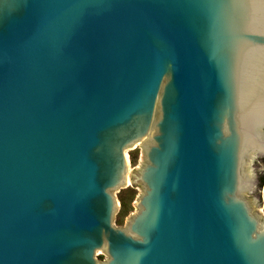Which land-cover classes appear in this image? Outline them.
I'll use <instances>...</instances> for the list:
<instances>
[{
	"label": "water",
	"instance_id": "water-1",
	"mask_svg": "<svg viewBox=\"0 0 264 264\" xmlns=\"http://www.w3.org/2000/svg\"><path fill=\"white\" fill-rule=\"evenodd\" d=\"M260 160L264 0H0V264H264Z\"/></svg>",
	"mask_w": 264,
	"mask_h": 264
},
{
	"label": "rangeland",
	"instance_id": "rangeland-1",
	"mask_svg": "<svg viewBox=\"0 0 264 264\" xmlns=\"http://www.w3.org/2000/svg\"><path fill=\"white\" fill-rule=\"evenodd\" d=\"M135 153H137V155H138L137 156V161H136V163L134 165H132L130 163V157H131V154H135ZM126 154H127L126 156H127V159H128V166H129V182H128L129 187L128 188H133L134 193H135V198L131 202L130 212L125 217L123 224L122 225H118L116 223L117 222L116 220L118 218L119 211H120V207H119V205H120L119 197H121V196L123 197V195H125L124 192H127L126 191L127 188L126 189H122V190L117 191V192L114 193L115 196L117 197L118 201H119L118 209L116 211L115 218H114V221H113L114 225H116L117 227H125V225L127 223V220L130 217L131 213L135 211L134 202L138 198V196L140 195V193L142 192V190H141V188L139 186H133V187H131V184H130V180L132 179L133 174L136 172L137 167L142 163L141 151H140L139 146H137L135 150L127 151ZM261 201H262V206H261V209H260V214L264 215V187H262V189H261ZM97 255H99V259H101V260L105 259V255H104L103 252H97Z\"/></svg>",
	"mask_w": 264,
	"mask_h": 264
},
{
	"label": "trees",
	"instance_id": "trees-1",
	"mask_svg": "<svg viewBox=\"0 0 264 264\" xmlns=\"http://www.w3.org/2000/svg\"><path fill=\"white\" fill-rule=\"evenodd\" d=\"M137 156H138L137 153L131 154L130 163L132 165H134L136 163ZM259 180H260V189H261L262 187H264V172L262 174H260ZM126 191L127 192H124L125 195H123V197L122 196L119 197V201H120V211H119L118 218L116 220L117 221L116 223L118 225H122L123 224L125 217L130 212L131 202L135 198V193H134L133 188H127Z\"/></svg>",
	"mask_w": 264,
	"mask_h": 264
},
{
	"label": "flooded vegetation",
	"instance_id": "flooded-vegetation-1",
	"mask_svg": "<svg viewBox=\"0 0 264 264\" xmlns=\"http://www.w3.org/2000/svg\"><path fill=\"white\" fill-rule=\"evenodd\" d=\"M261 162H262V164L264 163V160H260ZM263 166H264V164H263Z\"/></svg>",
	"mask_w": 264,
	"mask_h": 264
}]
</instances>
